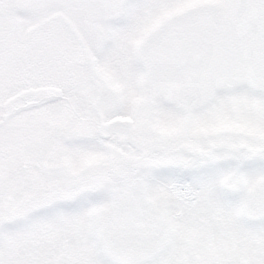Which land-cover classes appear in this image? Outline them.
Segmentation results:
<instances>
[{
	"label": "snow or ice",
	"instance_id": "6c2138e0",
	"mask_svg": "<svg viewBox=\"0 0 264 264\" xmlns=\"http://www.w3.org/2000/svg\"><path fill=\"white\" fill-rule=\"evenodd\" d=\"M0 264H264V0H0Z\"/></svg>",
	"mask_w": 264,
	"mask_h": 264
}]
</instances>
